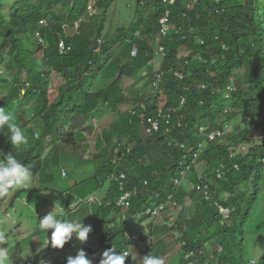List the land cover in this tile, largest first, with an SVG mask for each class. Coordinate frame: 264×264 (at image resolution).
Segmentation results:
<instances>
[{"label": "trees", "instance_id": "trees-1", "mask_svg": "<svg viewBox=\"0 0 264 264\" xmlns=\"http://www.w3.org/2000/svg\"><path fill=\"white\" fill-rule=\"evenodd\" d=\"M94 2L0 0V108L18 106L24 113L32 111L34 118L42 123L39 138L33 127L21 126L28 143L19 150L13 149L7 136L0 133V149L17 156L29 169L30 176L36 177L45 164L46 138H61L73 124V118L80 114L88 121L96 118L99 142H104L97 173L108 178L105 180L109 182L108 193L119 198L123 175L127 190L138 192L123 225L109 229L107 220L98 221L103 231L101 247L97 251L89 248L84 251L98 255L122 236L123 248L138 247L139 242L129 234L134 216L138 214L140 222H145L151 219L146 209L167 204L172 197L182 205L192 195L198 200L195 219L190 227H185V221L178 223L181 242L187 244V247L181 244L179 249L181 264H186L184 250L199 251L193 258L196 264H211L210 258L199 249L211 250L208 243L222 239L226 245L217 244L215 253H221L222 261L231 259L229 240L237 231L240 243L234 250L238 259L233 262L239 260L245 264V230L264 183V24L261 16L264 0H197L196 3L176 0L174 5L164 4L162 0H137V23L130 29H120L111 38L104 36L103 22L90 30L88 23L93 15L90 7L96 10L100 3L97 0L93 5ZM59 5L64 8L61 13L54 8ZM167 12L171 30L163 37L160 20ZM67 26L75 30L73 35L67 34ZM61 44L65 52L61 51ZM30 46H34L30 50L35 52L28 50ZM161 47L165 49L163 54ZM183 49L190 53L181 56ZM158 56L162 57L161 66L154 71ZM144 70L148 74L138 78V73ZM9 73H13L12 80ZM244 77L250 83L246 88L255 89L254 94L243 88ZM58 78L63 80L60 86L55 85ZM154 84H158V89ZM57 87L58 92L53 90ZM160 110L164 115L160 130L143 134L142 129L151 128ZM169 112L173 120L167 125ZM237 118L248 120L245 129L209 140L211 133L224 129ZM253 122H256L254 128H249ZM202 128L206 129L204 133ZM73 137L70 135L64 142L72 144ZM79 138L85 141L84 135ZM202 143L205 150L197 164L203 162L207 169L201 175L196 167L190 169L187 173L190 181L187 177L177 186L176 180ZM156 146L161 153L157 161L152 157ZM244 146L248 152L241 154ZM232 154L234 159H230ZM221 163L226 169L229 163L232 169L234 164H239L240 170H231L227 180H218L216 172ZM204 177L212 185L215 198L223 191L230 196L223 204L236 208L233 215L239 223L227 227L229 230H222L225 227L219 225L215 205L204 202L203 193L200 196L190 189V185L197 183H189L203 182ZM251 178L255 180L253 194L245 199L238 188ZM101 182L96 179L98 188ZM20 193L18 198L27 194ZM112 201L110 198L106 203ZM106 206L114 209L116 204ZM199 207L208 212H200ZM168 229L166 225L155 226L152 233L164 234ZM154 247L156 253L159 249L161 253L168 249L177 251L166 238ZM43 256L44 253L35 255L22 264H40ZM51 264H66V261Z\"/></svg>", "mask_w": 264, "mask_h": 264}, {"label": "rangeland", "instance_id": "rangeland-1", "mask_svg": "<svg viewBox=\"0 0 264 264\" xmlns=\"http://www.w3.org/2000/svg\"><path fill=\"white\" fill-rule=\"evenodd\" d=\"M98 5L96 7V10H92L93 15L92 19L89 21L88 25L91 26L90 30L92 28L99 26L102 22L104 23V36L107 37H114L118 34L120 29L126 28L130 29L133 25L137 23V0H98ZM194 3V2H193ZM97 4L96 2L93 3V5ZM102 5V6H100ZM55 10L58 13H61L64 11V8L62 5L54 7ZM262 18H263V24H264V3L262 8ZM148 17V16H146ZM79 28V24L76 26ZM171 30V28H170ZM66 32L68 35H73L75 33V30L70 29L68 26L66 28ZM201 45L202 41H199ZM31 48H28L29 51L35 52L34 46H30ZM188 53H190L189 50L183 49L181 51V56H187ZM161 60L162 57L158 56L157 59L154 61V71L160 69L161 66ZM15 65V64H14ZM13 65V66H14ZM144 74H148V71L144 70L143 72L138 73L137 77L140 78ZM10 80L13 79V73H9ZM242 83L244 84V87L246 89V92L255 93V89H249L246 88L247 86H250V83L246 81L245 77L242 79ZM63 84V80L61 78H58L57 82H55V85L60 86ZM11 86L9 87V89ZM53 90L57 89L53 88ZM51 90V92H53ZM51 97V95H50ZM166 99L162 98V104H164ZM6 111L13 113L15 122L22 126L24 124L29 125L28 128H34V131H38L37 134H41L39 132L40 126L42 123L38 121L37 118H34V114L32 111H27L26 113L23 112L22 108H19L18 106L14 105H7L2 107ZM82 115V116H80ZM80 116L76 122L75 130L80 131L81 129H85L86 132H82V135L85 136L86 145L83 147V150L81 149V152L83 154L82 160L88 162L91 161L92 154L94 153V157H96L99 152L96 150L95 144L96 141H99L101 139L99 130L97 128V119L93 118L91 121H88L83 117V114H80ZM77 117V116H76ZM75 117V119H76ZM232 120V119H231ZM247 119L243 118H237L234 121H231L226 125L224 129H218L215 130V136L217 138H221L223 135L227 133H231L232 131H239L245 129L247 126ZM256 122H253L249 128H254ZM70 126H68L65 129V134H67ZM75 132V131H74ZM142 133L146 134V131L144 128L142 129ZM212 134V133H211ZM210 134V135H211ZM209 135V140H210ZM67 137V136H66ZM61 138H56L54 136L49 137L45 140L44 144V150L47 152L50 148L51 144H48L47 140H57L60 141ZM103 142V141H102ZM64 143V142H63ZM58 144V148L55 151H52L46 155V158L44 160V166L43 171L41 174H39L36 177H45L48 178L45 185L49 183V186H55V184L52 183L51 180H49L50 175L53 176L55 183H63L67 184L68 180L66 177H63L62 174L66 173L68 175L69 179H72L73 177L80 175V185L83 187L84 190L89 189V191L93 190L94 192H97L99 190L98 184L96 183V179L102 180L101 186L103 187L106 184H109V182H105V180H108L107 177H103L100 175V173H97L100 169L101 162L98 160L100 157L97 156L94 160V163L91 162V165H83L80 166L78 163V160H80L79 155L75 154V148L73 146L63 145L60 143ZM84 142H79L77 145H82ZM253 142L248 146L249 148L252 147ZM201 145V144H200ZM159 146H156L154 152L152 153V157L154 160H159L161 158L160 148ZM248 147L244 146L241 147L240 151L241 154H246L248 152ZM199 148V147H198ZM45 155V153H44ZM43 155V156H44ZM202 155V154H199ZM199 157V156H198ZM230 159H234V154L231 155ZM195 157L190 161V165L187 166V168L183 169L181 174L179 175V179L176 181L185 180L188 176L187 173L190 169L196 167L200 173L202 174L203 171L207 169V167L203 164H197L198 158ZM183 165H186V162L182 163ZM231 164H227V167L229 169H226V166L221 163L219 164V169L216 172V177L218 180H227V174L231 170H240L239 164H234V169L230 168ZM95 168V174L92 172ZM30 184L29 187H34L35 190H37L39 187H43V185L40 183L39 178L35 179V177L30 176ZM189 181L190 178L188 177ZM254 178H251L249 180H246L242 182V185L239 186L238 190L240 191V194H243L245 199H248L253 194V186H254ZM197 185H190V189L196 190V192L201 196L203 193V200L204 202H209L214 204L216 210L219 213V225L222 227H225L222 230L227 229L230 225H236L239 223V219L234 214V211L236 208H231L228 206H225L223 202H226L229 199V194L225 192H221L217 198H215V192L212 189V185L207 180V177L203 178V182H194L189 184H196ZM176 184V182H175ZM177 185V184H176ZM60 187V185H57ZM178 186V185H177ZM195 186V187H194ZM109 187V186H108ZM188 187V186H187ZM219 187V185H218ZM23 188V187H18ZM96 188H98L96 190ZM203 189V190H202ZM96 190V191H95ZM201 191V192H200ZM132 200L134 199V196H136V193L138 190H134ZM99 193V192H98ZM86 194V193H85ZM5 192H0V211H9L5 215H1L0 217V234H3L5 238H7L8 246V257H4V264H22L24 261L29 259L30 257L34 256L36 252L33 250V245H31L30 238L37 235L38 238H43L45 233L44 231H41L38 227L40 216H44L46 212H48L51 209H55V205L59 207V194L57 191L52 190H46L43 194L44 196V202H45V210L42 213V210L35 205L32 207L29 203L25 204L26 202H23L22 198L20 200L15 199V205L12 207V201L11 198L14 193L10 196V198H6L7 195H5ZM36 196V194L31 195V200ZM187 198V201L184 202L182 205H179L177 202L174 201V198H169V201L167 204L162 205L164 209L160 211L159 215L153 216L152 214H147V210L145 211L148 216L151 217V219H148L145 222H140L138 214L132 218L133 224L130 229V234H135V240L139 242V244H143L140 247H142V250H138V256L139 263L142 264V257L145 255H148L151 253L152 255L161 257L164 261V264H181V257H179V249L181 244L185 247H187V244L185 241H182L183 238L180 235L179 232V226L178 223L180 220L185 221V227H190V224L194 221L197 209V199L192 197ZM241 196V195H240ZM239 196V197H240ZM6 198V199H5ZM41 202V197H39ZM131 200V201H132ZM206 202V203H207ZM112 203V202H110ZM110 203L106 204L109 205ZM82 204H86L85 202H82L79 207ZM99 205H103L102 198L98 201ZM11 206V207H10ZM159 208V206H158ZM221 208L228 209L230 211V215L228 219L225 220L224 216L221 214ZM117 210L116 216H114L108 223L112 224L115 223L117 220L118 214L122 211L121 209L116 207L114 208ZM154 209V208H153ZM234 209V210H233ZM130 209H125L126 212H128ZM90 211L89 208H87L86 213ZM199 211L202 213L208 212L200 209ZM124 212V211H122ZM121 212V213H122ZM42 213V215H41ZM162 213V214H161ZM183 217V218H182ZM169 219V220H168ZM90 223V222H89ZM107 223V224H108ZM87 225V224H86ZM167 226L169 229L168 231L164 232V234H154L152 233L153 227H162ZM218 225V224H217ZM218 225V226H219ZM229 230V229H227ZM139 231V232H138ZM136 232V233H135ZM233 232V231H232ZM231 232V233H232ZM211 233V232H210ZM228 234V233H225ZM237 235H232L234 238H231L229 240L231 244V254L233 255L231 259H227V261H222L220 258V254L215 253L216 245H226V242L224 239L215 240L212 243H208L211 250L209 248L206 249V247H202L199 250H203L206 255L210 258L211 264H241L239 260L236 262H233L234 260L238 259V254H236V251L234 250L235 245L240 243V235L238 231L236 232ZM210 234H205V236H208ZM51 236V235H50ZM50 236H49V243L47 242V239L45 240V244H42L43 246L50 244ZM166 238L170 245L173 248H176L177 251H173L172 249L165 250L161 253V249L158 250L156 253L155 247L152 248V245L156 244L157 242H160ZM244 243H246L247 251L245 255V264H264V183H263V192L260 196V199L256 205L255 212L253 213V216L251 218V221L246 227L245 230V238ZM0 244H2V240H0ZM207 246V245H206ZM239 246V244H238ZM92 248L84 247L83 250L86 248H89L93 251H97L100 249V245H92ZM138 246V248H140ZM127 248V247H125ZM157 248V247H156ZM119 250H124V248L121 246ZM219 251L222 252V248L219 247ZM90 253L89 251H85ZM88 253L87 256H88ZM161 253V254H160ZM196 253H199V251H188L184 250L182 252L184 256V261H186V264H196L195 261H193V258L195 257ZM160 255V256H159ZM223 255V253H222ZM97 256L101 255H93L91 256V259L93 263L99 262L100 259L96 258ZM132 256L133 254L131 252H128V258ZM192 258V260H191ZM49 264V262H47ZM185 264V263H184Z\"/></svg>", "mask_w": 264, "mask_h": 264}, {"label": "crops", "instance_id": "crops-1", "mask_svg": "<svg viewBox=\"0 0 264 264\" xmlns=\"http://www.w3.org/2000/svg\"><path fill=\"white\" fill-rule=\"evenodd\" d=\"M80 116H82V115H80ZM80 116H77L76 119H75V117L73 118V124L70 126L71 132H68L69 135H63L61 137L60 141H57V140H47L46 141L48 144L52 143V145L50 146V148L47 152L44 151V153H45V155L43 156L44 160H45L46 155L48 153L55 151L58 148L57 143L67 145V144H65L64 140L70 139V135L73 134L74 142L69 146H73L75 148V154L74 155L80 156V160H78V163L80 164V166L91 165V162L94 163V160H95L94 159L95 158L94 153L92 154L91 161L86 162V161L81 159L83 157L81 149L83 150V147L86 145V140L82 141V142H84V144H82V145H77V144L79 142H81V139L79 138V136L82 135V132H86V130L84 128L81 129L80 131L75 130L76 122ZM83 117L85 118V116H83ZM39 132H41V129H39ZM37 133H38V131L35 130V135ZM95 147H96V150L99 152V154L97 156H99L103 150L104 142L96 141ZM92 172H94V170ZM62 176L67 178V180H68L67 184H63V183H57L56 184L53 176L50 175L49 180H51L52 183L55 184V186H49L48 185L49 183H47L45 185L48 178L35 177V179L39 178V181L43 185V187H39L37 190H35L34 187H29V186L27 188L15 187L14 189L11 188L6 193V195H7L6 198H10V196L14 193V195L11 197L12 199L14 198L12 201V205H11L12 207L15 205V202H16L15 199L16 198H17V200H20L22 198L23 202H26L25 204L31 203L30 205L32 207L37 205V207L40 208L42 210V213H43V211L45 210V202H44L43 194L45 193L46 190L57 191L59 194V198H60L59 207L55 210V214H56L57 218L58 219H67L70 221L83 222L85 224V226H87V225L92 226L93 230H92V232L89 233V237H88V240L86 242L81 243L75 236H73V239L69 243H66L63 249H53L51 247V244H49V246H47V245L43 246L42 245V244H45L46 239L48 242V238L51 235V230H49L48 233L46 231H44L45 235L43 238H38L37 235L31 237L30 242H31V245H33L34 252H36L38 254L41 251H44V253H45L44 261H46V262H50V261L58 259V258H64L65 259L69 255L75 256L77 254V250L80 248H84V247L92 248L91 246L94 244L100 245V239L103 236V231L101 230L102 227H100V224H98V221L107 220V222H109L114 216H116V213H117L116 209H111V208H108L106 206V204L109 203V202L106 203V201H109L110 198L113 200L112 203H115L114 201L116 200V195L114 197L113 194L108 193L109 190H108L107 184H105L104 187H102L100 185L99 190L97 192L93 193V190L92 191H89V189L84 190L83 187L80 185V179H81L80 175H77V176L73 177L72 179H69V177H68V175H66V173H63ZM57 185H60V187H58ZM23 191L27 192V194L25 193L24 197L22 196V197L18 198L19 197L18 194L20 192H23ZM33 194H36V196L31 200L30 197ZM39 197H41V202H40ZM101 198L103 200V205L98 204V201ZM85 201H86V205H84L82 208H80L81 206L79 207V205ZM101 207H102V209H100ZM87 208L90 209V211L88 213H86ZM53 210L54 209L50 208V210L48 212H46L45 215L49 214ZM8 211H9V209H7V211H3V212L0 211V217H1V215H4V212L7 213ZM42 213H41V215H42ZM97 215H99L101 217V219ZM42 217L43 216H40V218H42ZM130 229H131V225H130ZM130 235H135V234H130ZM122 241H124L123 236H122V238L119 237L115 242H113L112 246H117L118 249H120V247L122 246V244H121ZM140 245H143V244H139V246ZM6 247H8L7 244H6ZM124 249H125L124 251L131 252L133 254V257L130 256L129 258L128 257L126 258L125 264H140L138 261L139 259L137 258V256H138L137 252H138V250H142V247L138 248L134 245H130L127 248L124 247ZM86 253H88V252H86ZM102 253L100 254L101 256H97L96 258L101 259ZM91 256H92V254L88 253L87 257L89 259H91Z\"/></svg>", "mask_w": 264, "mask_h": 264}, {"label": "clouds", "instance_id": "clouds-1", "mask_svg": "<svg viewBox=\"0 0 264 264\" xmlns=\"http://www.w3.org/2000/svg\"><path fill=\"white\" fill-rule=\"evenodd\" d=\"M41 42L44 43L42 39ZM204 88H206V86H204ZM23 94H25V91L23 92ZM150 129L151 128H147V129L144 128L146 134L152 133L151 131H149ZM205 131L206 129L202 128L201 132L204 133ZM68 132H71V128L70 130H68ZM0 133L7 136L8 142L11 143L13 149L15 150H19L22 146L28 143V136L25 130L15 122L13 113L6 111L4 108H0ZM64 135L66 134L64 133ZM36 137L39 138L40 134H36ZM30 179L31 177H30L29 169L23 163L20 162L17 156H14L11 152L6 153L4 152L3 149H0V192H5L6 195V192L13 187L27 188L30 184ZM117 200L118 198L115 200L116 205H117ZM56 207L57 204L55 205V209L49 214L40 218L38 223V227L41 231H46L48 233L49 230H51V236H50L51 247L53 249H63L65 244L69 243L73 239V236H75L81 243L86 242L88 240L89 233L92 232L93 230L92 226L91 225L85 226L83 222L70 221L67 219H58L55 214ZM129 211L125 212L127 217L129 215ZM121 212L120 214H118L115 223L108 224L107 227L109 229L120 227L127 220L126 218L124 222L118 223ZM5 214L6 213L4 212V215ZM131 236H133V239L135 240L136 236L135 235H131ZM0 240H2V244H0V264H4V257L5 256H6L5 258L8 257V247H6V244L8 246L9 244L7 243L8 241L7 238H5L3 234H0ZM48 243H49V239H48ZM100 247H101V241H100ZM124 250L123 251L119 250L117 246H112L111 248L105 249V251L103 250L104 252L103 251H102L103 253L101 252L102 258L100 259L99 264H125V260L128 257V252ZM41 253H44V251H41L38 254L35 253V255H39ZM44 257H45V253L40 264H47V262L44 261ZM55 261H61V262L66 261V264H93V261L87 257V254L83 250V248L78 249L77 254L75 256L69 255L65 259L58 258L50 261L49 264ZM142 264H164V261L161 257L149 253L148 255L142 257Z\"/></svg>", "mask_w": 264, "mask_h": 264}, {"label": "built area", "instance_id": "built-area-1", "mask_svg": "<svg viewBox=\"0 0 264 264\" xmlns=\"http://www.w3.org/2000/svg\"><path fill=\"white\" fill-rule=\"evenodd\" d=\"M162 1H163L164 4H170V5H174L176 3V0H162ZM169 17H170V13L167 12L160 20L161 34H162L163 37H167V35L170 33V20H169ZM202 44H204L203 41H202ZM61 49H62V52L65 51L64 44L61 45ZM164 50H165L164 47H161L160 48V53L163 54ZM133 55L134 56L137 55V51L136 50L133 52ZM177 75L180 76L179 74H177ZM180 77H182V76H180ZM159 78L162 79L161 77H159ZM154 87L156 89H158V84H154ZM184 102H185V100H183V103ZM163 116H164L163 112H162V110H160L158 118H156L152 122V126H151V129L149 131L158 132L160 130L161 119L163 118ZM171 120H172V115L169 112L167 120H166V124L167 125L171 124ZM215 139H216V136H215V132H214V133H212L210 135V141H214ZM182 147H184V146L182 145ZM204 150H205L204 149V145L203 144L199 145V148H198L197 152L194 155L195 160H196V158H198L199 154L204 152ZM121 180H122L121 181V186H120L121 194H120V196H119V198L117 200V206L119 208H121L122 210H124V212H122L121 215L119 216L120 218L118 220V223L124 222L126 220L127 215L125 213L126 212L125 209H130L131 200H132V196H133V192L127 190L126 177L124 175L122 176ZM176 184L179 185L180 181H176ZM163 209H164L163 206H160L159 208H156V209L150 208V209L147 210V214H152L153 216H157V215H159L160 211H162ZM221 214L225 217V220H226V219H228V217L230 215V211L228 209L221 208Z\"/></svg>", "mask_w": 264, "mask_h": 264}, {"label": "bare ground", "instance_id": "bare-ground-1", "mask_svg": "<svg viewBox=\"0 0 264 264\" xmlns=\"http://www.w3.org/2000/svg\"><path fill=\"white\" fill-rule=\"evenodd\" d=\"M193 2L194 3H196L197 2V0H193ZM142 4H144V2H142ZM90 10L92 11L93 9L92 8H90ZM64 49H65V47H64ZM25 90H23V92H24ZM203 144V143H202ZM205 148V147H204ZM202 154V153H201ZM181 186V185H180ZM195 187V186H194ZM195 190V189H194ZM203 190V189H202ZM201 192V191H200ZM162 214V213H161ZM231 216V215H230ZM225 218V217H224ZM191 260H192V258H191Z\"/></svg>", "mask_w": 264, "mask_h": 264}]
</instances>
